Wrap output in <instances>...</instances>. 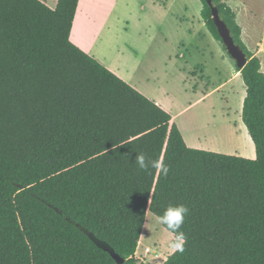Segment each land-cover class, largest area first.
I'll list each match as a JSON object with an SVG mask.
<instances>
[{
	"label": "trees",
	"instance_id": "16d2710c",
	"mask_svg": "<svg viewBox=\"0 0 264 264\" xmlns=\"http://www.w3.org/2000/svg\"><path fill=\"white\" fill-rule=\"evenodd\" d=\"M79 1L0 0V264H118L87 232L137 264L148 214L169 204L189 208L187 241L163 264H264V72L236 11L212 0L248 58L234 62L255 159L188 147L168 112L74 45ZM139 153L168 175L140 170Z\"/></svg>",
	"mask_w": 264,
	"mask_h": 264
},
{
	"label": "crops",
	"instance_id": "0c3cea01",
	"mask_svg": "<svg viewBox=\"0 0 264 264\" xmlns=\"http://www.w3.org/2000/svg\"><path fill=\"white\" fill-rule=\"evenodd\" d=\"M39 1L53 10L59 2ZM227 3L236 11L244 44L260 58L264 72V43L255 41L264 1ZM202 7L201 0H80L70 39L168 112L188 147L255 159L254 143L241 119L226 124V118L216 116V101L227 104L226 89L242 77L206 27ZM238 131L244 146L224 145V138L235 140ZM148 226L146 221L137 251Z\"/></svg>",
	"mask_w": 264,
	"mask_h": 264
},
{
	"label": "rangeland",
	"instance_id": "374dc122",
	"mask_svg": "<svg viewBox=\"0 0 264 264\" xmlns=\"http://www.w3.org/2000/svg\"><path fill=\"white\" fill-rule=\"evenodd\" d=\"M261 10L262 13L260 14L259 17L260 24L258 23L255 41H258L259 43H264V30H263L264 6L261 7ZM177 14L178 16L183 15L182 12H177ZM195 16L197 17V15ZM261 58L263 59L264 62V55H262ZM225 93L229 95V100H228L229 102L226 104L225 101H220V99L216 101L217 103H216L215 112L217 118L219 119L226 118V122H225L226 124H230L229 121L231 120H234L235 122L238 123L240 122V119L241 122L243 123L242 110H243L244 99L246 97V86L244 84L243 79L239 78L234 82H232L226 89ZM238 125L239 124H236L237 128ZM229 126L233 129V125H229ZM243 126L245 127L244 123ZM240 130L243 129L240 127ZM224 139H225L224 145L229 144L232 147L244 146L242 133L240 132L235 140H233L231 136ZM249 149L250 151L252 150L250 145H249ZM155 217L156 216L153 214H148L147 223L149 226L148 229L145 228V235L143 237V242L141 244V249L139 252L140 254H143L144 253L143 248L148 246L151 247L152 250L156 251L159 257H155V255L150 254V256L146 258V262H142V264H163L166 262L168 257L174 254L172 250H168L170 249L169 243L173 239L170 237V232L167 231L163 226H160L158 229H154L152 227Z\"/></svg>",
	"mask_w": 264,
	"mask_h": 264
},
{
	"label": "clouds",
	"instance_id": "9594fccd",
	"mask_svg": "<svg viewBox=\"0 0 264 264\" xmlns=\"http://www.w3.org/2000/svg\"><path fill=\"white\" fill-rule=\"evenodd\" d=\"M132 162L135 163L140 170L147 171L149 169H155L164 176H167L170 171L169 166L164 163L163 158L151 159L147 158L143 153L136 154ZM188 214L189 208L186 205L169 204L162 215H157L155 217L152 225L154 229L163 226L173 234L174 238L169 243V248L173 253H183L185 251L184 245L187 241V236L181 231V227Z\"/></svg>",
	"mask_w": 264,
	"mask_h": 264
},
{
	"label": "water",
	"instance_id": "95a60500",
	"mask_svg": "<svg viewBox=\"0 0 264 264\" xmlns=\"http://www.w3.org/2000/svg\"><path fill=\"white\" fill-rule=\"evenodd\" d=\"M207 3L212 8V14L213 19L215 22V25L218 29L219 35L223 41L224 46L226 47L227 53L229 56L236 62V65L239 69H243L247 63L248 58L245 54V52L241 49L240 46H238L234 38L231 35L230 29L227 26V24L220 18L219 11L216 7H214L212 0H206ZM90 239L102 250L108 252L118 264H124L125 260L121 258L114 249L107 244L106 242L98 239L94 234L87 232Z\"/></svg>",
	"mask_w": 264,
	"mask_h": 264
},
{
	"label": "built area",
	"instance_id": "2783aa9c",
	"mask_svg": "<svg viewBox=\"0 0 264 264\" xmlns=\"http://www.w3.org/2000/svg\"><path fill=\"white\" fill-rule=\"evenodd\" d=\"M142 244V243H141ZM141 244H140V247H139V250L136 252L135 254V260L137 261V264H142V262H146V258L150 256V254H153L155 255V257H159L157 252L152 250L151 247H144L143 250H144V253L143 254H140V249H141Z\"/></svg>",
	"mask_w": 264,
	"mask_h": 264
}]
</instances>
